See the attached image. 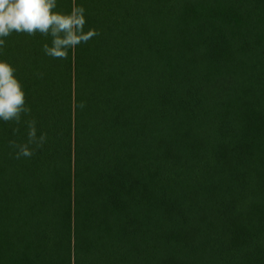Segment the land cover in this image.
<instances>
[{"label":"trees","instance_id":"16d2710c","mask_svg":"<svg viewBox=\"0 0 264 264\" xmlns=\"http://www.w3.org/2000/svg\"><path fill=\"white\" fill-rule=\"evenodd\" d=\"M75 3L67 60L0 55L48 136L0 121V264H264V0Z\"/></svg>","mask_w":264,"mask_h":264},{"label":"clouds","instance_id":"9594fccd","mask_svg":"<svg viewBox=\"0 0 264 264\" xmlns=\"http://www.w3.org/2000/svg\"><path fill=\"white\" fill-rule=\"evenodd\" d=\"M57 7L58 0H0V55L6 39L13 33L44 37L50 43H44L42 51L54 60H67L70 51L74 52L81 44L100 35L95 29L85 31L86 9L75 0L68 13L55 11ZM16 71L10 63L0 60V121L15 125L13 135L19 134L22 126L27 130L26 142H8L14 158L19 160L35 155L43 148L48 136L46 132L38 135L37 121L32 117V109ZM74 107L83 110L86 102L81 101Z\"/></svg>","mask_w":264,"mask_h":264}]
</instances>
